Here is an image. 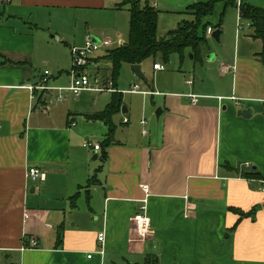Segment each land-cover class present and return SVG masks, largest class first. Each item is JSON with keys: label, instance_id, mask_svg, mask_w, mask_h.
Here are the masks:
<instances>
[{"label": "crops", "instance_id": "1", "mask_svg": "<svg viewBox=\"0 0 264 264\" xmlns=\"http://www.w3.org/2000/svg\"><path fill=\"white\" fill-rule=\"evenodd\" d=\"M107 1L15 0L8 17L5 8L0 12V264H264V179L239 174L251 168L264 177V60L248 21L242 36L236 29L225 61L215 62L203 47L198 68L187 50L192 64L178 66L171 80L134 82L120 91L125 112L112 117L104 161L107 126L87 116L102 111L112 92L106 98L89 90L77 97L33 90L31 99L27 87L37 86L46 70L48 86L68 85L74 45L16 20L18 8H101ZM140 1L158 11V22L163 13L178 14L177 26L191 19L187 6L205 0ZM96 62V72L110 78V64ZM154 63L160 62L151 61L153 74L165 72ZM223 63L233 69L221 73ZM134 84L147 93L127 92ZM189 95L199 96L198 103ZM132 98L141 103L138 110ZM243 110L251 116L237 114ZM29 166L42 169L45 180L28 181ZM141 185H147L152 228L143 240L132 221L142 205ZM31 238L36 247H29Z\"/></svg>", "mask_w": 264, "mask_h": 264}, {"label": "rangeland", "instance_id": "2", "mask_svg": "<svg viewBox=\"0 0 264 264\" xmlns=\"http://www.w3.org/2000/svg\"><path fill=\"white\" fill-rule=\"evenodd\" d=\"M115 1L116 0H108L107 6L101 8L75 7L62 9H46L40 6H22L18 8V10L15 12V18L16 20L21 22L31 21L33 25H37V30L41 32L38 34H44V32H49L51 35L60 36L61 39L66 41L69 45H74V47L82 46L86 35L89 37H96L98 40H116L117 35H120L121 40L123 42H126L128 35L129 12L126 8H113ZM242 2H247L248 4L255 7L264 8V0H242ZM14 4L15 0H13L12 3L4 7L6 11L3 13V18L8 17L9 11L7 10L9 9L10 5ZM1 10H3V8ZM178 18V14L163 13L159 18L158 22V36H162L164 33H166L169 27H176ZM5 20H7V18ZM202 23L203 25L207 23V26L205 28L207 31L205 34L207 39V45L204 47L207 48L206 52L216 57L215 62H217V59L218 61L221 59L225 61L232 52L233 36L235 34L236 29H238V8L233 5L225 6L224 3L218 2L215 4L212 13L202 19ZM218 23H220V30L223 32L219 38V41L211 37V33L214 31V28ZM240 23L241 26L238 31L240 32L239 34H241L242 36V34L246 32L247 26L246 21L244 20H241ZM62 45L66 46V49L68 50L67 45ZM101 52H104V50L98 51L96 53V56ZM190 54H187V56L185 54L181 64L179 63L177 54H173L171 56L168 64L162 63L160 58L157 57V60H159V62L162 63L166 69L165 72L158 74L152 73L151 61H145L141 67V71L144 75V80H148L147 83L149 84L150 81L155 78L162 81H166L169 79L171 80L173 78L171 76L172 72L178 73V66H182L184 68L185 65H188L190 63L192 64V61L189 59ZM222 56H224L225 58H223ZM194 63L199 68V64L195 61ZM70 65L71 62H69V66ZM88 70L94 72L96 71V68L93 66H89L87 68V71ZM104 75L105 74L101 73V71L99 73L97 72V76L100 79H104ZM186 77H188V75ZM196 79L197 78H195V80ZM144 80L136 79L135 74L131 71V66H129L128 64H123L120 68L119 75L115 81V91H123V89L128 88L129 84L134 82H138L139 84L141 82V84H145ZM94 94L96 96L103 95V97L106 98L110 97V93L105 91ZM124 97L127 96L124 95ZM132 99V106L138 110L141 106V103L137 98ZM155 99L156 97L153 100L154 102ZM148 100L149 105L152 106L153 103L152 101H150V97H148ZM124 101H126L125 98ZM156 110L157 109H155L154 111L156 112Z\"/></svg>", "mask_w": 264, "mask_h": 264}, {"label": "trees", "instance_id": "3", "mask_svg": "<svg viewBox=\"0 0 264 264\" xmlns=\"http://www.w3.org/2000/svg\"><path fill=\"white\" fill-rule=\"evenodd\" d=\"M218 2L224 3L225 6H236L235 0H205L204 2L193 3L186 8L191 19H183L174 29L158 36V11L153 6L140 0H120L116 8L121 9L126 6L129 12L127 40L122 46L107 49L95 60L100 59L110 64L109 79L113 85H115L123 64L140 65L146 60L154 61L157 57L162 63L168 64L173 54H177L182 61L187 50L190 51L193 61L200 62L202 58L201 49L205 47L207 41L205 37L207 23L203 25L202 19L212 13L215 4ZM239 12L242 20L248 21L250 24V36L262 42V50L258 56L264 60V8L241 1ZM216 27L220 28V23ZM122 105V94L112 92L110 101L102 111L87 116L88 119L101 121L107 126L108 132L100 155V159L103 161L106 159V147L112 141L115 129L112 117L120 112ZM235 171L237 172V170ZM239 174L247 179H264L259 172L252 169H249L248 172L241 171ZM238 213L241 217L248 215L245 212Z\"/></svg>", "mask_w": 264, "mask_h": 264}, {"label": "built area", "instance_id": "4", "mask_svg": "<svg viewBox=\"0 0 264 264\" xmlns=\"http://www.w3.org/2000/svg\"><path fill=\"white\" fill-rule=\"evenodd\" d=\"M13 0H0V12L1 9L4 8L6 5H9ZM242 0H235L236 7L238 8V29L241 26L240 21L242 20L239 8ZM249 25V24H248ZM124 42L121 40V38H117L116 40H110V39H103L98 40L97 42L93 41L91 37L87 36L84 40V43L80 47H71L70 48V56H71V68L69 70V83L65 87H50L47 85V75L49 72L46 70L44 71V75L41 78L40 83L37 86H28L27 89L31 92V99L34 98L32 95L33 90H46V91H52L57 90L59 92L67 91L72 96L77 97L79 94L83 91L89 90V91H95V92H114L115 89L113 87V83L109 78L106 79H100L97 76V72H91V70L87 71V68L89 66H93L96 68L97 62L95 60L96 53L100 50L106 51L110 48H115L122 46ZM154 69L157 70H163L164 66L160 63H154L153 65ZM233 67L229 64H221L220 65V72L221 73H227L231 71ZM187 83H191L190 80L186 81ZM127 92L131 93H147L145 91H141L137 84L132 85L129 90H126ZM58 99H62L61 96H58ZM189 99L191 103H198L199 96L196 95H189ZM128 121V118H124L123 122L126 123ZM140 124L142 126H145L146 121L142 119L140 121ZM147 131L145 129L142 130V134H146ZM85 146L91 147L93 150H99L100 146L96 143L92 144L90 142H85ZM246 166H249L246 164ZM25 177L28 181L34 182V183H40L45 180L46 173L37 167L29 166L26 168L25 171ZM141 188L144 192V197L141 199V207L138 213L134 214L132 217V221L134 224V230L137 237L141 240L145 239L149 234L152 233V228L150 224V219L146 215V203H147V185H141ZM262 191L264 192V187L262 188ZM97 241L99 245L101 246L100 250L97 251V254H99L101 257L103 255V241H104V234L98 233L97 235ZM37 240L35 238H31L29 240V247L33 248L36 247ZM92 253L87 254V258H91Z\"/></svg>", "mask_w": 264, "mask_h": 264}, {"label": "water", "instance_id": "5", "mask_svg": "<svg viewBox=\"0 0 264 264\" xmlns=\"http://www.w3.org/2000/svg\"><path fill=\"white\" fill-rule=\"evenodd\" d=\"M219 36H220V31L219 30H214L211 33V37L214 38L215 40L219 41ZM93 41L97 42L96 38H92ZM132 70L135 74V76L140 79V80H144V75L141 71V66L139 64L136 65H132ZM121 112L124 113L125 112V106H122L121 108ZM160 112V109L157 110L156 115L158 116ZM238 115H241L245 118H248L249 116H251V111L250 110H243V111H239L237 113Z\"/></svg>", "mask_w": 264, "mask_h": 264}]
</instances>
